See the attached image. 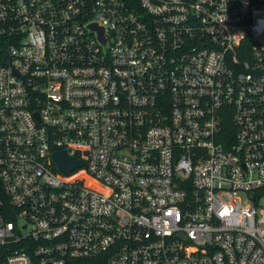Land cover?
<instances>
[{"label":"built area","instance_id":"2783aa9c","mask_svg":"<svg viewBox=\"0 0 264 264\" xmlns=\"http://www.w3.org/2000/svg\"><path fill=\"white\" fill-rule=\"evenodd\" d=\"M258 33L264 0H0V264H264Z\"/></svg>","mask_w":264,"mask_h":264},{"label":"water","instance_id":"95a60500","mask_svg":"<svg viewBox=\"0 0 264 264\" xmlns=\"http://www.w3.org/2000/svg\"><path fill=\"white\" fill-rule=\"evenodd\" d=\"M51 156L58 170L63 174L68 173L85 164L80 160L68 156L64 151H56Z\"/></svg>","mask_w":264,"mask_h":264},{"label":"clouds","instance_id":"9594fccd","mask_svg":"<svg viewBox=\"0 0 264 264\" xmlns=\"http://www.w3.org/2000/svg\"><path fill=\"white\" fill-rule=\"evenodd\" d=\"M260 34H264V33H258V35H260Z\"/></svg>","mask_w":264,"mask_h":264}]
</instances>
